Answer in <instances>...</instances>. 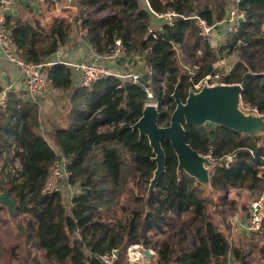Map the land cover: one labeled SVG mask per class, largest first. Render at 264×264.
<instances>
[{
	"label": "trees",
	"instance_id": "1",
	"mask_svg": "<svg viewBox=\"0 0 264 264\" xmlns=\"http://www.w3.org/2000/svg\"><path fill=\"white\" fill-rule=\"evenodd\" d=\"M235 2L76 0L77 11L49 26L30 19H8V26L18 54L33 64L49 62L70 41L80 18L99 55L120 39L126 47L122 63L144 60L153 70L147 83L158 91L161 126L170 123L179 83L185 101L195 82L218 71L220 52L237 54L225 82L241 83L251 72L242 105L264 116V0H241L243 21L218 47L188 18L199 16L215 26ZM170 10L179 14L173 25L156 15ZM155 20L160 27H154ZM185 66L195 73L192 80ZM48 71L51 88H73L68 67L54 64ZM80 91L84 106L69 113L67 126L55 133L59 151L40 132L35 101L8 97L0 107V142L14 140L21 163L18 175L2 170L5 178L0 179V193L7 188L19 200L14 218L0 202V214L5 212L0 216V264H105V256H115V264H132L131 245L153 249L152 264H229L230 257L235 264H257L251 244L258 233L264 241V227L236 243L233 218L250 211L264 191V135L186 126L187 142L214 162L211 187L179 171L171 143L163 142L166 171L149 196L155 154L148 138L133 130L143 116L146 91L115 76ZM61 157L70 177L63 190L43 195L49 171ZM260 252L264 260V247Z\"/></svg>",
	"mask_w": 264,
	"mask_h": 264
},
{
	"label": "built area",
	"instance_id": "2",
	"mask_svg": "<svg viewBox=\"0 0 264 264\" xmlns=\"http://www.w3.org/2000/svg\"><path fill=\"white\" fill-rule=\"evenodd\" d=\"M21 1L23 0H0V49L11 62L15 63L19 67L24 79L26 90L33 100L38 99L51 88L48 68L54 64H65L67 66L73 67L77 71H80L82 73V80L80 84L82 89L89 88L98 80L110 76H115L121 78L126 83L137 85H139L143 80V75L138 72L126 71L119 73L111 68V66L117 60H120L126 53V47L120 39L115 40V43L109 53L98 56L92 61H83L75 64H70L63 61H49L40 64L27 62L17 52V48L12 37V32L8 26L7 17V11L12 9ZM240 2L241 0H236L235 4L228 10L225 19L215 26L210 25L206 19L199 16H192L188 18L195 21L196 26L199 28L200 35L203 38L211 42L213 46H217L213 44V41L219 39L225 33H232L233 30L237 28L240 19L243 18V15L239 12ZM156 15L168 25H173L175 20L179 17V14L174 10ZM220 27H224L223 29H225V33H221L218 38L214 37L215 30L219 29ZM77 29L79 35L86 39L88 35V29L83 26V18L78 20ZM153 35L155 36V34ZM185 68L189 69L186 66ZM151 74H153L152 69H150L148 75ZM189 74L192 80L195 76V73L189 69ZM221 84H227L225 82V76L221 72L215 71L200 81L195 82L191 89L200 91L205 86H215ZM143 89L147 93L146 105H154L161 110L159 96L156 94V91L153 89V87H151V85L148 83V86L143 87ZM7 100V92L0 94V107L5 106ZM256 113L258 112L256 111ZM17 149L18 145L14 140H10L8 143L0 147V157H4L6 158L5 160L8 161V165L4 168L6 174L10 173L13 175H18L19 171L21 170V163L16 157ZM229 161H233V157H229ZM69 177L70 173L68 171L67 160L64 157L57 159L49 171V176L42 188V194L52 195L63 190V183L67 182ZM249 212L251 213L250 218H248L247 225L243 227V231L247 234L258 233L264 227V191L256 200L253 201ZM145 250L146 249L140 245H131L127 250L128 260L132 264H146L147 260L144 253ZM149 250L152 251L153 255L155 254L153 249ZM114 258L115 256H105L102 258V261L105 264H115Z\"/></svg>",
	"mask_w": 264,
	"mask_h": 264
},
{
	"label": "water",
	"instance_id": "3",
	"mask_svg": "<svg viewBox=\"0 0 264 264\" xmlns=\"http://www.w3.org/2000/svg\"><path fill=\"white\" fill-rule=\"evenodd\" d=\"M242 21L243 18L239 22ZM251 75V72L246 73L241 83L205 86L200 91L190 89L185 101L182 99L179 83L173 94L176 108L168 126L159 124L160 109L154 105L145 106L143 116L133 126V130L139 132L141 139L148 138L155 154L153 161L157 164V169L149 186V196L155 192L166 171L163 142L171 143L178 157L179 171H184L200 184L211 187V171L214 162L200 154L187 142L186 126H198L201 129L222 126L247 135H264V116L255 112L246 113L243 110L242 94ZM148 80L149 75L146 74L139 86L147 87ZM0 202L7 207L9 214L13 217L19 200L11 197L5 188L0 193ZM250 214V212L247 213L248 218ZM144 253L146 264H152V251L146 249ZM115 255H119L118 250L115 251Z\"/></svg>",
	"mask_w": 264,
	"mask_h": 264
},
{
	"label": "crops",
	"instance_id": "4",
	"mask_svg": "<svg viewBox=\"0 0 264 264\" xmlns=\"http://www.w3.org/2000/svg\"><path fill=\"white\" fill-rule=\"evenodd\" d=\"M53 2L55 4H53ZM78 10L76 0H23L16 4L12 9L7 11L8 19H30L41 20L42 26L51 25L54 20L69 16L72 12ZM161 21L155 20L154 27H160ZM224 28V27H223ZM222 27L215 30L214 37L220 36ZM101 56L95 52L92 45L81 37L77 31L73 33L70 41L55 53L50 61H63L67 63H79L83 61H92L94 58ZM137 59V58H136ZM65 65V64H61ZM68 67L73 74V88L68 91L49 89L45 94L36 100H33L28 94L22 73L19 67L11 62L0 49V94L7 92L8 97L16 100L32 99L38 104L40 114V132L47 138L48 142L59 151L55 141V133L61 127L67 126L69 113L77 111L85 104L86 97L80 91L82 73L71 66ZM111 68L116 72H138L143 76L149 74L150 68L144 60H139L136 65L134 62L122 63L117 60ZM85 98V99H84ZM4 143L0 142V147ZM249 212V211H248ZM237 214L233 218V237L236 243H239V238L251 237L252 234H247L243 231L248 223L247 213ZM243 237V238H244ZM155 255V254H154ZM231 258V257H230ZM229 264H235L232 258ZM264 264V260L262 263Z\"/></svg>",
	"mask_w": 264,
	"mask_h": 264
},
{
	"label": "rangeland",
	"instance_id": "5",
	"mask_svg": "<svg viewBox=\"0 0 264 264\" xmlns=\"http://www.w3.org/2000/svg\"><path fill=\"white\" fill-rule=\"evenodd\" d=\"M223 28V27H222ZM222 31V34L223 33H225V29H222L221 30ZM235 31V29L233 30V32ZM231 33H229V35H230ZM228 35V33H225L224 35H222L219 39H217V40H214L213 41V44L214 45H217V47H218V45H219V43H221V40H223L224 39V37L226 38V36ZM237 59H238V56H237V54H233V55H231V56H226V51H223V52H220L219 53V61L217 62V64H216V67L218 68V71L219 72H221L224 76H226V75H228L230 72H231V70L233 69V67H234V65H235V63L237 62ZM161 86H164L165 87V81H163L162 83H161ZM151 87H153V89L156 91V88H154V86L153 85H151ZM52 88H50V90H51ZM156 94L158 95V91L156 92ZM159 96V95H158ZM85 99V98H84ZM84 101H86V100H84ZM243 110L246 112V113H256V111H253V110H251V109H249V108H245V107H243ZM6 158H2V157H0V179L1 178H5V172L3 173V171H4V168L8 165V161H6L5 160ZM3 170V171H2ZM2 193V192H1ZM5 215V212L3 213H1L0 214V216H4ZM15 215H16V213H15ZM14 215V216H15ZM11 216V215H10ZM14 216H13V218H14ZM12 217V216H11ZM16 221H14V223H15ZM256 236V238H255V241H257V243H253V244H251L252 246H253V248H251V253H252V255H251V257H252V259L253 260H255V263H259V264H261V257H260V248H263L264 247V241H263V235L260 233H258V234H256L255 235Z\"/></svg>",
	"mask_w": 264,
	"mask_h": 264
}]
</instances>
